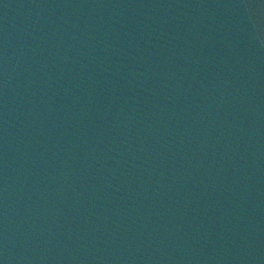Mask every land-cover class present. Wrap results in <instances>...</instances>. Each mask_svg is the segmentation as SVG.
I'll list each match as a JSON object with an SVG mask.
<instances>
[{
	"label": "water",
	"instance_id": "1",
	"mask_svg": "<svg viewBox=\"0 0 264 264\" xmlns=\"http://www.w3.org/2000/svg\"><path fill=\"white\" fill-rule=\"evenodd\" d=\"M2 264H264V0H0Z\"/></svg>",
	"mask_w": 264,
	"mask_h": 264
},
{
	"label": "snow or ice",
	"instance_id": "2",
	"mask_svg": "<svg viewBox=\"0 0 264 264\" xmlns=\"http://www.w3.org/2000/svg\"><path fill=\"white\" fill-rule=\"evenodd\" d=\"M0 264H2V262H0Z\"/></svg>",
	"mask_w": 264,
	"mask_h": 264
}]
</instances>
